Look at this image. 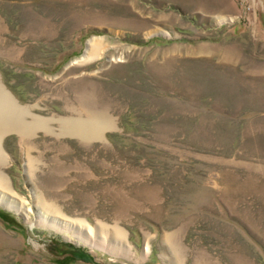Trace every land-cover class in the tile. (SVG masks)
<instances>
[{
  "label": "rangeland",
  "instance_id": "rangeland-1",
  "mask_svg": "<svg viewBox=\"0 0 264 264\" xmlns=\"http://www.w3.org/2000/svg\"><path fill=\"white\" fill-rule=\"evenodd\" d=\"M0 88V264H264V0H0Z\"/></svg>",
  "mask_w": 264,
  "mask_h": 264
},
{
  "label": "bare ground",
  "instance_id": "bare-ground-1",
  "mask_svg": "<svg viewBox=\"0 0 264 264\" xmlns=\"http://www.w3.org/2000/svg\"><path fill=\"white\" fill-rule=\"evenodd\" d=\"M217 20L225 21L226 19L218 17ZM230 20L231 19H229V21ZM98 44L99 43H97L96 40H91L88 44V48H86L87 50L85 51L83 57L75 61L80 62V60H86L94 53L95 56H97V53L99 52ZM15 100L16 99H14V97H12L9 92L5 91V89L0 88V139L2 137L1 134L8 132L9 129H17L18 127L21 128L23 125L22 123H20V119L28 120V116L31 115L28 109L18 106ZM8 112L10 114L6 115ZM7 116L9 117V119ZM11 117L15 118V123L13 122V119H11ZM35 119L36 118L33 117L31 120L32 122H29L27 130L40 128L43 126V124L47 123V121L44 120L34 122ZM99 125L101 126V124ZM80 132L83 131L80 130ZM25 135L26 134L22 133L21 136L25 137ZM1 150L2 149L0 148V161L2 157H5L4 153ZM6 179L7 178L3 176L2 172H0V206L14 212L19 217L28 220L27 212H29V210L26 209L24 202L16 197V195L11 191L8 180ZM42 222L43 224H45V227L61 234L65 239L71 240L67 238L68 235H71L72 237L76 238L77 242L82 241L88 244L89 241H96V244H103V246H106V249L109 250L108 252L114 253V255L125 257L128 254H131L130 245H128V243L125 241L123 233L117 230L114 231L113 237L108 238L104 236L106 235V233H104V229L100 225L95 226V228L92 229L90 226L82 225V223H74L75 221L71 222L64 218L61 219L53 216V214L45 215L42 219ZM147 253L148 247L145 248V254Z\"/></svg>",
  "mask_w": 264,
  "mask_h": 264
},
{
  "label": "trees",
  "instance_id": "trees-1",
  "mask_svg": "<svg viewBox=\"0 0 264 264\" xmlns=\"http://www.w3.org/2000/svg\"><path fill=\"white\" fill-rule=\"evenodd\" d=\"M0 216H1V217H4V218H5V217L7 218V215H5L4 213H0ZM67 248H68V247H67ZM68 249H69V248H68ZM73 252L78 254V255H76L78 259H81V260H84V261L89 260V258H88V254H86V253H84V252H77V251H75L74 249H69V253H70V255H71Z\"/></svg>",
  "mask_w": 264,
  "mask_h": 264
}]
</instances>
